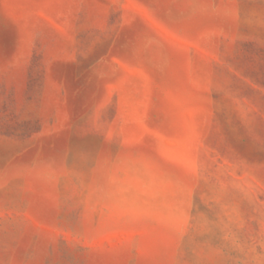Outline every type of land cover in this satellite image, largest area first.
Instances as JSON below:
<instances>
[{
  "label": "rangeland",
  "instance_id": "374dc122",
  "mask_svg": "<svg viewBox=\"0 0 264 264\" xmlns=\"http://www.w3.org/2000/svg\"><path fill=\"white\" fill-rule=\"evenodd\" d=\"M0 264H264V0H0Z\"/></svg>",
  "mask_w": 264,
  "mask_h": 264
}]
</instances>
